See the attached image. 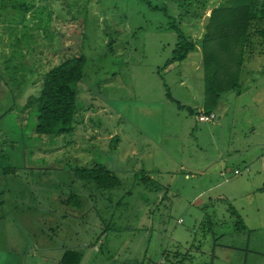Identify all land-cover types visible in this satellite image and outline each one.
<instances>
[{"label": "rangeland", "instance_id": "1", "mask_svg": "<svg viewBox=\"0 0 264 264\" xmlns=\"http://www.w3.org/2000/svg\"><path fill=\"white\" fill-rule=\"evenodd\" d=\"M222 1L0 0V264H55L65 249L81 264H165L189 250L194 264H264V40L251 36L211 123L195 110L201 52L166 67L171 25L199 46ZM80 55L72 133L38 137L27 100L50 68ZM95 165L120 185L75 179ZM70 193L82 209L64 204Z\"/></svg>", "mask_w": 264, "mask_h": 264}, {"label": "trees", "instance_id": "2", "mask_svg": "<svg viewBox=\"0 0 264 264\" xmlns=\"http://www.w3.org/2000/svg\"><path fill=\"white\" fill-rule=\"evenodd\" d=\"M258 1L223 0L219 3L210 12L209 24L204 26V33L198 40L199 46L178 27L171 25L170 29L176 35V44L166 67L184 62L189 54L196 51V47L202 55L205 84L203 110L196 112L197 117L200 114H212L220 96L236 89L245 55H252L251 36L257 35L264 40V28L255 26L264 24V6L259 7ZM85 63L86 59L82 55L62 60L44 74L38 96L27 100V103L34 101L37 106L34 134L38 137L57 138L72 133L76 114V84L84 77ZM74 177L81 182H92L102 191L112 190L120 185L117 176L100 165L76 168ZM64 204L80 210L83 200L70 193ZM239 224L237 228L244 229L242 221ZM83 258L79 250L65 249L58 264H81ZM193 258V252L189 250L184 253L177 251L167 255L164 260L165 264H194ZM200 264H212V259Z\"/></svg>", "mask_w": 264, "mask_h": 264}, {"label": "crops", "instance_id": "3", "mask_svg": "<svg viewBox=\"0 0 264 264\" xmlns=\"http://www.w3.org/2000/svg\"><path fill=\"white\" fill-rule=\"evenodd\" d=\"M199 50V48L198 47H196V51H198ZM199 99V96H197L196 98H195V101H197ZM203 103V102H202ZM201 103V104H202ZM196 110V112H201L202 110H203V104L201 105V108L200 109H195ZM262 159V157L261 158H259V161ZM258 160V159H257ZM237 171V170H236ZM235 175V174H234ZM237 175H240L239 173L237 174ZM262 187L261 188H257L256 190L257 191H259V192H262V191H264V184H262L261 185ZM253 191V193L255 192V190L253 189L252 190ZM249 192V191H248ZM251 195V192H249V193H246L245 195H247V196H249V195ZM243 226H244V229H249V230H259L260 229V226L259 225H255V226H253L252 228L251 227H247L246 226V224H243ZM57 262H58V259H55ZM55 261V264H58L57 262ZM39 264H53V262H51V260H49V259H42L41 261H40V263Z\"/></svg>", "mask_w": 264, "mask_h": 264}, {"label": "built area", "instance_id": "4", "mask_svg": "<svg viewBox=\"0 0 264 264\" xmlns=\"http://www.w3.org/2000/svg\"><path fill=\"white\" fill-rule=\"evenodd\" d=\"M215 115L212 113V114H209V115H205V114H200L199 116H198V120H199V122H205V123H211L212 121H214L215 120ZM235 174L237 175L238 174V172L237 171H235Z\"/></svg>", "mask_w": 264, "mask_h": 264}, {"label": "water", "instance_id": "5", "mask_svg": "<svg viewBox=\"0 0 264 264\" xmlns=\"http://www.w3.org/2000/svg\"><path fill=\"white\" fill-rule=\"evenodd\" d=\"M204 25L207 26L209 24V18H204Z\"/></svg>", "mask_w": 264, "mask_h": 264}]
</instances>
